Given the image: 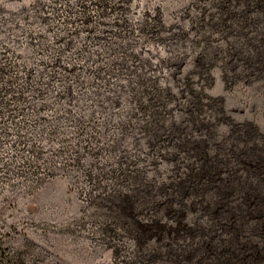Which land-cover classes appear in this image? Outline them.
<instances>
[{
    "label": "rangeland",
    "instance_id": "obj_1",
    "mask_svg": "<svg viewBox=\"0 0 264 264\" xmlns=\"http://www.w3.org/2000/svg\"><path fill=\"white\" fill-rule=\"evenodd\" d=\"M0 264H264V0H0Z\"/></svg>",
    "mask_w": 264,
    "mask_h": 264
},
{
    "label": "trees",
    "instance_id": "obj_2",
    "mask_svg": "<svg viewBox=\"0 0 264 264\" xmlns=\"http://www.w3.org/2000/svg\"><path fill=\"white\" fill-rule=\"evenodd\" d=\"M241 200H242V197H241Z\"/></svg>",
    "mask_w": 264,
    "mask_h": 264
}]
</instances>
